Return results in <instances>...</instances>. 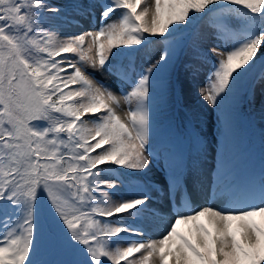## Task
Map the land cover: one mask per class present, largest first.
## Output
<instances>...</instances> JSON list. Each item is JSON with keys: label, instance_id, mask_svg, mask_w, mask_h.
Masks as SVG:
<instances>
[{"label": "snow or ice", "instance_id": "6c2138e0", "mask_svg": "<svg viewBox=\"0 0 264 264\" xmlns=\"http://www.w3.org/2000/svg\"><path fill=\"white\" fill-rule=\"evenodd\" d=\"M201 22L185 69L223 110L257 61L264 82V0H0V264H264V158L205 181L194 127L156 170L162 73Z\"/></svg>", "mask_w": 264, "mask_h": 264}, {"label": "rangeland", "instance_id": "374dc122", "mask_svg": "<svg viewBox=\"0 0 264 264\" xmlns=\"http://www.w3.org/2000/svg\"><path fill=\"white\" fill-rule=\"evenodd\" d=\"M52 2L66 4L70 0H52ZM86 27V21H82L81 28L72 30L80 31ZM65 29L67 30V25H65ZM208 31L207 24L203 22L198 24L196 32L190 40V45L188 44L185 53L186 59L180 65L175 62V59L173 69L169 72L170 67H168L165 70L168 73H162V79L167 85V90L163 104H161L159 98L157 100L155 117L156 149L159 153L156 170L162 175H166V167L169 164V160L165 159L164 153L169 152V150L177 153L186 152L189 142L188 137L194 127L200 138L210 145L206 155L202 157V168L215 163L221 152L226 157L239 161L241 166L244 167L249 144L241 133V124L244 120H247L246 117L251 122L253 129L252 144L255 145L256 150L264 158V82L257 79L259 73L255 77L256 80L255 83L253 82V86L247 88L248 95H240V98H237L235 93L221 110L209 105L206 101H202L198 95L199 89L204 86L205 74L208 68L202 69L201 75L196 80H193L185 69V64L191 52V45L197 39V33L200 36H205ZM181 34H177V39L185 46L187 42L182 43ZM164 48L165 44L162 40L154 41L147 46L146 52H142V59L137 60V65L147 67L149 63L158 59ZM97 77L102 78L106 83L111 84L112 82L107 74L98 73ZM247 104L249 106L248 116L243 113V107ZM118 112H121V110L118 109ZM225 117L231 124V130L227 136L224 134L223 121ZM202 170L204 171V169ZM56 252L55 248L45 242L42 244L41 255L38 258L43 260L68 258L61 253L56 254Z\"/></svg>", "mask_w": 264, "mask_h": 264}, {"label": "bare ground", "instance_id": "6f19581e", "mask_svg": "<svg viewBox=\"0 0 264 264\" xmlns=\"http://www.w3.org/2000/svg\"><path fill=\"white\" fill-rule=\"evenodd\" d=\"M251 151H253V150L250 149L248 152H251ZM254 158H256V153L255 152H253L252 154H249L248 157H247V159H246V163H245V166L244 167L253 170V168H254V166H253V160H254ZM216 164H217V162H216ZM215 169H216V165L213 168V170L211 171V173H214L215 172ZM205 177H206V175H205ZM194 203L196 205H199L200 204V200H197Z\"/></svg>", "mask_w": 264, "mask_h": 264}, {"label": "trees", "instance_id": "16d2710c", "mask_svg": "<svg viewBox=\"0 0 264 264\" xmlns=\"http://www.w3.org/2000/svg\"><path fill=\"white\" fill-rule=\"evenodd\" d=\"M262 51H264V49H262ZM258 67H259V61H257V67L253 70V72L252 73H250V74H254L255 72H256V70L258 69ZM243 78H245V79H247L246 77H243ZM242 78V79H243Z\"/></svg>", "mask_w": 264, "mask_h": 264}]
</instances>
